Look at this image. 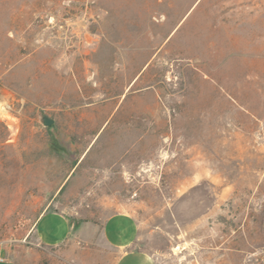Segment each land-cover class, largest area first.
Wrapping results in <instances>:
<instances>
[{
	"label": "rangeland",
	"instance_id": "374dc122",
	"mask_svg": "<svg viewBox=\"0 0 264 264\" xmlns=\"http://www.w3.org/2000/svg\"><path fill=\"white\" fill-rule=\"evenodd\" d=\"M46 210L153 264H264V0H0V254L68 264Z\"/></svg>",
	"mask_w": 264,
	"mask_h": 264
},
{
	"label": "crops",
	"instance_id": "0c3cea01",
	"mask_svg": "<svg viewBox=\"0 0 264 264\" xmlns=\"http://www.w3.org/2000/svg\"><path fill=\"white\" fill-rule=\"evenodd\" d=\"M33 235L37 244L54 249L68 264H101L103 252L115 249L119 253L114 264H153L144 252L129 249L131 234L120 226L105 229L74 227L68 217L56 210H46L37 219ZM0 264H31L27 254L15 253Z\"/></svg>",
	"mask_w": 264,
	"mask_h": 264
},
{
	"label": "water",
	"instance_id": "95a60500",
	"mask_svg": "<svg viewBox=\"0 0 264 264\" xmlns=\"http://www.w3.org/2000/svg\"><path fill=\"white\" fill-rule=\"evenodd\" d=\"M44 120L47 125H51L54 122V119L49 116H45Z\"/></svg>",
	"mask_w": 264,
	"mask_h": 264
},
{
	"label": "built area",
	"instance_id": "2783aa9c",
	"mask_svg": "<svg viewBox=\"0 0 264 264\" xmlns=\"http://www.w3.org/2000/svg\"><path fill=\"white\" fill-rule=\"evenodd\" d=\"M0 260H1V261H4V260H6V257H4V256H2V255L0 254Z\"/></svg>",
	"mask_w": 264,
	"mask_h": 264
}]
</instances>
